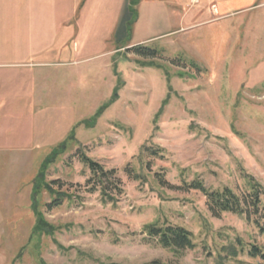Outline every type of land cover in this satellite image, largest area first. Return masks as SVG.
I'll use <instances>...</instances> for the list:
<instances>
[{
  "label": "rangeland",
  "instance_id": "374dc122",
  "mask_svg": "<svg viewBox=\"0 0 264 264\" xmlns=\"http://www.w3.org/2000/svg\"><path fill=\"white\" fill-rule=\"evenodd\" d=\"M138 1L128 31L126 0H65L97 47L65 68L64 111L36 150L0 155V264H258L247 255L263 244L258 218L213 215L184 183L244 196L253 179L264 192V0ZM136 46L158 56L127 51ZM59 148L46 181L71 199L48 211L43 191L47 233L33 235L32 182ZM81 154L116 172L114 202L89 193ZM149 225L186 229L194 249L161 247Z\"/></svg>",
  "mask_w": 264,
  "mask_h": 264
},
{
  "label": "crops",
  "instance_id": "0c3cea01",
  "mask_svg": "<svg viewBox=\"0 0 264 264\" xmlns=\"http://www.w3.org/2000/svg\"><path fill=\"white\" fill-rule=\"evenodd\" d=\"M125 3L121 22L127 26L129 0ZM260 6L264 9V2ZM66 7L71 3L65 0H0V155L36 150L45 125L59 121L64 111L59 82L65 81V68L93 56L91 31L76 25L77 13L67 14ZM100 35L98 46L106 42Z\"/></svg>",
  "mask_w": 264,
  "mask_h": 264
},
{
  "label": "trees",
  "instance_id": "16d2710c",
  "mask_svg": "<svg viewBox=\"0 0 264 264\" xmlns=\"http://www.w3.org/2000/svg\"><path fill=\"white\" fill-rule=\"evenodd\" d=\"M130 7L133 6L132 18L137 17V12H135V6L138 4V0H129ZM135 20V19H134ZM133 22L128 23V31L132 26ZM127 51H132L138 56L144 58H156L158 53L156 51L142 48L141 46H136ZM182 63V61H180ZM192 68L200 72V67L193 62L188 63ZM186 65V64H185ZM101 112L98 113V115ZM64 148H59L54 151L50 157L46 158L44 163L40 167V171L37 177L32 182V210L36 217V225L33 228V235H41L47 233L46 223L42 219V215L38 209L39 198L43 191H46L50 196V202L45 205L48 211H53L63 206L66 200H70L71 196L66 192H62V189L57 186V182H47L46 173L51 165L55 163L57 158L62 154ZM152 156H161L162 150H151L149 149ZM81 162L90 171V178L87 180L89 184V193H95V191L101 190L102 195L107 197L109 201H115L116 199L108 193L109 189L113 188L120 191L118 184L113 180L116 172H108L102 166L92 161L90 158L81 154ZM159 176V174H156ZM136 179H140L138 176ZM250 191L244 195L239 196L235 194L231 189L224 188L222 190L210 191L205 187V185L200 181H193L191 183H184V187L189 190L200 191L204 194L206 198L207 206L213 215H221L223 213H230L238 216H245L248 219L251 217H256L255 224L258 227L260 235L263 237L262 245H250L247 255L249 258L258 260V264H264V206L262 196L264 192L255 184L253 179H250ZM158 183L162 182V178L159 176L157 179ZM261 220L263 223H261ZM145 233L149 239L156 241L158 245L165 249L174 250L176 252H184L187 250H192L195 247L193 243V236L190 232L182 227L165 226L157 227L155 225H149L145 227ZM231 257L236 258L238 253L232 250ZM221 264V263H219Z\"/></svg>",
  "mask_w": 264,
  "mask_h": 264
}]
</instances>
